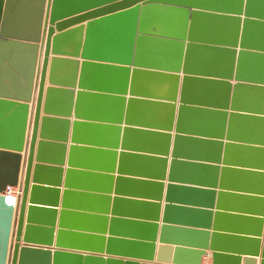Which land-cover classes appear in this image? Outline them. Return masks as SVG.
I'll return each mask as SVG.
<instances>
[{"label":"water","instance_id":"95a60500","mask_svg":"<svg viewBox=\"0 0 264 264\" xmlns=\"http://www.w3.org/2000/svg\"><path fill=\"white\" fill-rule=\"evenodd\" d=\"M206 258L264 264V0H0V264Z\"/></svg>","mask_w":264,"mask_h":264},{"label":"crops","instance_id":"0c3cea01","mask_svg":"<svg viewBox=\"0 0 264 264\" xmlns=\"http://www.w3.org/2000/svg\"><path fill=\"white\" fill-rule=\"evenodd\" d=\"M132 211H136V212H138L139 213V211H140V209L139 208H132ZM135 216H137V215H135ZM129 227V226H128ZM126 231V235H128V236H135V231H134V229L131 227V228H126L125 229ZM167 253V255L169 256V258L171 257V250H162V252H160V255L161 256H163V257H165V254ZM169 253V254H168ZM156 255L157 254H159L158 253V249H156V253H155ZM258 258V257H257ZM164 264H166V263H164ZM202 264H210V260H208V259H204V261H202ZM242 264V263H241Z\"/></svg>","mask_w":264,"mask_h":264},{"label":"bare ground","instance_id":"6f19581e","mask_svg":"<svg viewBox=\"0 0 264 264\" xmlns=\"http://www.w3.org/2000/svg\"><path fill=\"white\" fill-rule=\"evenodd\" d=\"M206 259H208V258H206ZM209 260V259H208Z\"/></svg>","mask_w":264,"mask_h":264}]
</instances>
